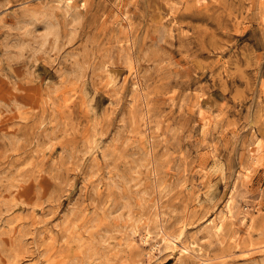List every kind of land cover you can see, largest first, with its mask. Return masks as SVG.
<instances>
[{
  "label": "rangeland",
  "instance_id": "rangeland-1",
  "mask_svg": "<svg viewBox=\"0 0 264 264\" xmlns=\"http://www.w3.org/2000/svg\"><path fill=\"white\" fill-rule=\"evenodd\" d=\"M0 264H264V0H0Z\"/></svg>",
  "mask_w": 264,
  "mask_h": 264
},
{
  "label": "bare ground",
  "instance_id": "bare-ground-1",
  "mask_svg": "<svg viewBox=\"0 0 264 264\" xmlns=\"http://www.w3.org/2000/svg\"><path fill=\"white\" fill-rule=\"evenodd\" d=\"M66 7H67V5H66ZM207 122H208V120H207ZM208 128V127H207ZM211 127H209V129H210ZM209 131V130H208ZM255 132V131H254ZM252 134H253V132H252ZM254 139V138H253ZM259 139V138H258ZM258 139H254V141L252 140V143H251V146L253 145L254 147H253V149L252 148H250V149H248V151H247V158L248 159H254L255 157H256V152H258L259 151V148L261 147V141L260 140H258ZM244 146V145H243ZM231 199V198H230ZM231 205H230V201H229V199L225 202V206H224V211H222V215L219 217V223H217L216 225L215 224H213V225H211L210 226V228H208V229H211L212 231H214L213 233H218V232H220L221 231V229H222V225H221V222L223 221V220H225V219H230L231 217H232V215H231V208L232 207H230ZM233 219V218H232ZM235 220V219H234ZM251 221V220H250ZM241 223L242 224H244L245 223V217H241ZM232 224V223H231ZM232 225H235V223H233ZM250 225V224H249ZM249 225L247 226L248 228H249ZM232 228V227H231ZM233 232V231H232ZM208 233H210V231L208 232ZM148 235L147 234H144L142 237H141V242H143V243H145L146 242V240H147V237ZM169 242V241H168ZM196 243V242H195ZM248 244V243H247ZM188 246L190 245L191 246V249L193 250V251H195V252H197V250L198 249H194L193 247L195 246V244H194V241H192L190 244H187ZM168 246V245H167ZM186 246V245H185ZM188 246H186V248L188 247ZM256 246V245H255ZM249 247V246H248ZM190 248V247H189ZM248 249H250V248H248ZM154 250H156L155 248H153V251ZM200 250V249H199ZM247 250V249H246ZM251 250H252V247H251ZM188 251V250H187ZM191 251V250H190ZM197 254V253H196ZM253 254V253H252ZM155 256V255H154ZM244 257H245V255H244Z\"/></svg>",
  "mask_w": 264,
  "mask_h": 264
}]
</instances>
